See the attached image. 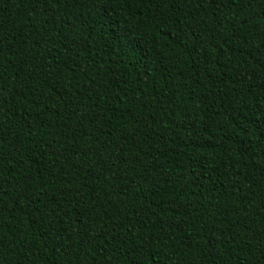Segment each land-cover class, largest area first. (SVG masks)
<instances>
[{"label":"trees","instance_id":"trees-1","mask_svg":"<svg viewBox=\"0 0 264 264\" xmlns=\"http://www.w3.org/2000/svg\"><path fill=\"white\" fill-rule=\"evenodd\" d=\"M0 238V264H264V0H0Z\"/></svg>","mask_w":264,"mask_h":264},{"label":"snow or ice","instance_id":"snow-or-ice-1","mask_svg":"<svg viewBox=\"0 0 264 264\" xmlns=\"http://www.w3.org/2000/svg\"><path fill=\"white\" fill-rule=\"evenodd\" d=\"M78 3L81 6V16L86 18H91L92 16L101 15V10L107 4V0H78ZM77 20L80 23H87V19H80L78 17ZM73 23H75V21ZM114 38L118 41H121L122 43H129V44L132 43L135 39L132 33L126 32L122 29H119L114 33ZM4 247H5V241L2 238H0V250H2Z\"/></svg>","mask_w":264,"mask_h":264}]
</instances>
